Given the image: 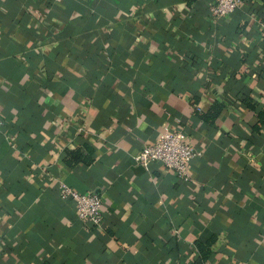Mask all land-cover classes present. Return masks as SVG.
<instances>
[{
  "label": "crops",
  "instance_id": "1",
  "mask_svg": "<svg viewBox=\"0 0 264 264\" xmlns=\"http://www.w3.org/2000/svg\"><path fill=\"white\" fill-rule=\"evenodd\" d=\"M213 1L0 0V264H264V0Z\"/></svg>",
  "mask_w": 264,
  "mask_h": 264
},
{
  "label": "built area",
  "instance_id": "2",
  "mask_svg": "<svg viewBox=\"0 0 264 264\" xmlns=\"http://www.w3.org/2000/svg\"><path fill=\"white\" fill-rule=\"evenodd\" d=\"M240 3L241 0H214L209 6V11L214 18H224ZM198 155L200 152L187 141L182 131L165 128L156 140L144 146L133 159L143 167H147L151 162H159L183 180H191L190 163ZM60 196L74 202L76 215L80 220L101 226L102 200L98 194L79 193L66 183L60 182Z\"/></svg>",
  "mask_w": 264,
  "mask_h": 264
}]
</instances>
